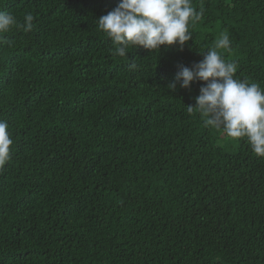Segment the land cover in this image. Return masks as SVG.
Segmentation results:
<instances>
[{"label": "trees", "instance_id": "1", "mask_svg": "<svg viewBox=\"0 0 264 264\" xmlns=\"http://www.w3.org/2000/svg\"><path fill=\"white\" fill-rule=\"evenodd\" d=\"M120 0H0V264H264V157L206 127L205 82L168 89L227 32L235 78L264 89V0H192V39L114 54ZM137 67L130 70V63Z\"/></svg>", "mask_w": 264, "mask_h": 264}, {"label": "clouds", "instance_id": "2", "mask_svg": "<svg viewBox=\"0 0 264 264\" xmlns=\"http://www.w3.org/2000/svg\"><path fill=\"white\" fill-rule=\"evenodd\" d=\"M204 13L197 11L192 0H120L106 15L97 19L98 28L114 45V54L128 56V49L143 47L149 52L161 54L162 46H183L192 39L191 27L199 22ZM34 17L26 14L24 22L18 23L15 16L0 11V43L13 27L25 32L33 28ZM223 52L232 51L227 32H222L215 47L200 52L203 60L191 68L180 66L168 89H188L200 80L205 82L196 97V106H187L191 114L198 110L206 127H213L233 140L245 138L252 151L264 157V89L258 83L235 78L237 65L225 59ZM135 62L130 70L136 69ZM14 141L9 124L0 119V170L11 160Z\"/></svg>", "mask_w": 264, "mask_h": 264}]
</instances>
